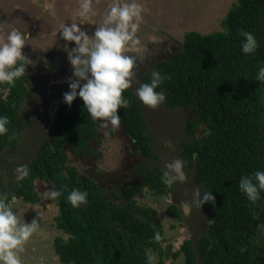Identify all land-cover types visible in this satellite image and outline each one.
<instances>
[{
  "label": "trees",
  "instance_id": "16d2710c",
  "mask_svg": "<svg viewBox=\"0 0 264 264\" xmlns=\"http://www.w3.org/2000/svg\"><path fill=\"white\" fill-rule=\"evenodd\" d=\"M220 26L207 33L185 32L180 49L139 75L140 83L150 81L153 69L170 77L156 89L165 93L160 105L194 110L195 120L186 123L189 135L203 126L199 137L182 142L178 149L194 170L201 193L213 194V202L198 205L207 212L206 231L196 241L185 239L177 250L171 243L162 245L164 229L156 210L134 198L142 188L154 195L170 193L172 185L162 182L158 166L140 165L139 181L118 191L102 187L68 163L63 152L66 142L73 151L95 153L90 145L98 140L100 119L90 117L81 98H75L71 106L62 100L49 133L28 164L29 175L10 182V189L0 177V198L8 203L15 198L29 204L39 201L35 180L61 190L54 200L57 212L53 216L61 234L52 240L61 263L148 264L150 250L155 264H165L181 253L185 264H264V191L251 202L238 187L241 176L264 170V82L256 79L264 65V0H235ZM242 29L255 35L259 43L255 53L241 51ZM21 78H26V72ZM21 78L12 85L0 83V115L9 118L8 132L0 136V156L4 147L17 144L22 131L19 108L26 87ZM122 96L129 106L117 109L119 126L139 154L153 157L141 104L130 89ZM73 188L87 191V204L74 208L67 202ZM165 215L177 220L181 216L175 203L166 207Z\"/></svg>",
  "mask_w": 264,
  "mask_h": 264
},
{
  "label": "rangeland",
  "instance_id": "374dc122",
  "mask_svg": "<svg viewBox=\"0 0 264 264\" xmlns=\"http://www.w3.org/2000/svg\"><path fill=\"white\" fill-rule=\"evenodd\" d=\"M97 1L99 2L100 9L95 16H91H94V19L82 18L78 12L74 15L76 19L72 22L80 23L81 26L83 25V19L89 20L87 22H90V25L85 28V31L89 34L102 23L110 2V0ZM139 1L138 3L142 5L141 22L147 23L148 26H139L135 34L139 40V44L135 48L126 49V54H132L135 58L132 70L133 82L129 88L135 97V89L140 85L139 74L142 71L152 69L160 58H168L173 51L178 50L183 41V35L188 29L195 28L201 33L219 30L221 28L220 22L225 15L226 9L233 2V0H230L225 9L221 8L219 10L215 0H174V4L171 0ZM98 2L95 4L96 10H98ZM221 5L223 6V3ZM162 6L163 9L160 11ZM171 9L177 12H174V15L180 16L181 25L179 24L180 28L176 31L170 28L172 26L175 30L177 25V23H169L171 15L169 10ZM57 23L52 22L59 29L60 24ZM20 31L25 32L23 30ZM50 32L53 35L56 34V37H60L59 31H55V28L52 27ZM3 34L7 35L8 33L5 31ZM3 34H0V36ZM45 39V37L42 38V40ZM37 41L38 39L34 40L30 38L23 47V53L30 59V65L33 66L26 65V71H28L30 77H37L30 80V91L28 88V95L20 110L25 124L23 125L17 144L13 147H4L0 156V177H3L7 189H10L9 183L16 180L17 166H28L39 145L49 133L56 108L63 100V93L69 90L68 78L72 77L73 66L68 60L67 52L64 50L66 41L63 40L62 42V38L56 39L55 43L58 47H54L51 50H49L50 47L42 50L41 45ZM67 45H69L68 42ZM68 47L69 49L71 48L70 46ZM65 57H67L68 61L67 72L64 69L60 70L61 66L66 64ZM45 65L48 68L49 66L51 67L50 73L47 71V68H44ZM136 98L141 104L143 116L147 121L153 157L147 158L141 154H136L137 149L134 148L132 139L125 134L120 126L114 127L110 122H102L101 120L98 128V140L92 142L90 145V149L95 151L94 154L89 155L85 151L83 153L82 151H73L68 142L63 146L67 162L74 164L80 172L92 177L99 185L106 189L122 191L127 185L137 183L142 177V174H138L139 172H137L141 164L149 168L158 166L164 171L167 162L172 161L173 158H178V146L182 142L193 140L202 134V125H199L194 136L186 133V123L188 120H195L192 108L173 109L161 105H158L156 108H150L142 104L138 97ZM185 169L189 171V168L184 164V171ZM193 177L195 179L194 172ZM195 182L189 173L185 181H179L178 184L174 182L175 185H178L176 188L172 184V190L169 195H154L149 191H145V189L135 194L139 204H149L156 210L158 218L161 223L163 222L165 229V241L162 242V245L171 243L173 250L179 249L183 238L191 237L193 241H196L206 231L204 224L197 222L199 221L198 218L192 224L194 229L192 228L189 231L187 227L183 226L179 233H177V227H169V223L164 219V206L169 204V202L177 204L181 202V208L194 221L191 205L193 203L192 191L198 188ZM34 185L35 190L40 196L39 201L29 204L23 202L20 198H15L10 202L15 208L14 211L18 210V214L23 215L26 222L36 219L38 223L37 231L25 242L23 251L20 253L22 264H63L58 259H55L56 257L54 258L53 251L51 250L53 237L61 234V231L53 223V216L57 212V205L48 196L51 189L47 182L35 180ZM182 191L184 192L182 193ZM177 193L180 195L179 198ZM194 210H196V214L201 216L200 221L203 220L205 222L207 212L203 207H199L196 204ZM39 243L42 245H38ZM181 256L184 258V254L181 253L178 256L176 264H180L179 262L184 264V259L182 260ZM173 263L170 260L167 262V264Z\"/></svg>",
  "mask_w": 264,
  "mask_h": 264
},
{
  "label": "clouds",
  "instance_id": "9594fccd",
  "mask_svg": "<svg viewBox=\"0 0 264 264\" xmlns=\"http://www.w3.org/2000/svg\"><path fill=\"white\" fill-rule=\"evenodd\" d=\"M79 9V16L85 19L95 14L92 0H79ZM141 19L142 5L138 0H110L102 23L91 34L83 30L80 23H63L59 26L60 37L66 42H74L70 49L67 43L64 45L73 66L72 77L68 78L69 90L63 93L64 103L71 106L73 100L79 97L93 120L100 119L114 127L119 126L121 117L117 109L129 106V100L122 96V92L129 89L133 82L134 59L126 54V49L139 44L135 34ZM240 35L244 38L241 40V51L245 54L255 53L259 47L255 35L243 29ZM29 37V32H22L14 26L6 37H0V83L12 85L24 75L30 59L23 53V47ZM166 78L170 77L153 69L150 81L140 83L135 89L136 97L150 108L163 104L165 93L156 89ZM256 79L264 82V65L258 68ZM8 123V116L0 115V136L8 132ZM184 163L179 158L167 162L162 182L171 186L174 182L185 181ZM28 175L27 165L17 166V181H22ZM238 187L249 201L256 202L264 191V170L258 169L241 176ZM61 194L60 189L53 188L48 196L55 200ZM87 196V191L73 188L67 195V202L79 208L87 204ZM192 200L201 206L205 202H213L214 197L211 191L201 193L197 188L192 191ZM14 209L12 204L0 198V264H22L20 253L24 244L38 229L36 219L26 222L23 215ZM155 238L158 240L159 234ZM146 259L148 264H155L156 256L149 250Z\"/></svg>",
  "mask_w": 264,
  "mask_h": 264
},
{
  "label": "crops",
  "instance_id": "0c3cea01",
  "mask_svg": "<svg viewBox=\"0 0 264 264\" xmlns=\"http://www.w3.org/2000/svg\"><path fill=\"white\" fill-rule=\"evenodd\" d=\"M171 1L173 2V4L175 3L174 0H171ZM97 2H98L97 0H92V8L94 9L95 14H97L100 9L99 2L97 6L98 10L95 9V4ZM139 2L141 3V1ZM162 9H163V6L160 8V11ZM79 10H80L79 0H0V12L4 11L6 13L5 19L8 22L13 23L14 27L18 28L19 30L26 31L30 27L34 25L36 26V31H37L36 35H39L37 37L38 39L37 42L39 45H41L42 50H45V48H47L48 46L52 47L55 42V41L53 42L52 40L48 38V36H46L47 33H50V35L52 34V32H50L52 30V27L55 28V31H58L57 26H55V24H52V22H56V23L58 22L59 24L72 23L75 20L74 15L78 13ZM91 16L92 14L88 16V19ZM94 16L91 18L94 19ZM37 19H38V22L35 23ZM150 19L152 20V18ZM1 22H0V34H3L5 31H7L8 33L11 29V26L9 27L8 24H5L3 22L1 23ZM4 36L6 37L7 35L3 34L0 37H4ZM43 37H45L46 39L42 40ZM164 219L167 220V222L169 223L170 225L169 227L171 226L173 228L177 227L178 229L177 233H179V231L182 230V227H180L179 225L180 223L179 220L177 221V220L171 219L170 217H167L165 215H164ZM162 225H163V222H162ZM163 229H164V226H163ZM164 233H165V229H164ZM38 245H42V244L39 243ZM51 250H52V247H51ZM53 256L54 258L56 257L54 254ZM177 258L176 259L168 258L165 261V264H167L169 260L174 262L173 264H176ZM183 259L184 258L182 257V260ZM179 263L182 264V262H179Z\"/></svg>",
  "mask_w": 264,
  "mask_h": 264
},
{
  "label": "flooded vegetation",
  "instance_id": "af4514ba",
  "mask_svg": "<svg viewBox=\"0 0 264 264\" xmlns=\"http://www.w3.org/2000/svg\"><path fill=\"white\" fill-rule=\"evenodd\" d=\"M6 13L4 12V11H2V12H0V22L2 21L3 23H5V24H8L9 25V27L11 26H13V23H11V22H8L6 19ZM76 19V18H75ZM82 19V18H81ZM88 19V18H87ZM90 19H92L91 17H90ZM87 21H89V20H84L83 19V25H81L80 27L83 29V30H85V28L86 27H89V25H90V22H87ZM1 22V23H2ZM38 22V19L36 20V22L35 23H37ZM62 24V23H61ZM60 24V25H61ZM66 24H70V23H66ZM23 31H25V30H23ZM33 31H34V33H33ZM58 31H59V29H58ZM25 32H29V34H30V37L29 38H31V39H37V37L39 36V35H36L37 34V31H36V26L34 25V26H32V27H30L28 30H26ZM140 34H141V32H140ZM46 36H48V38L50 39V40H52L53 42L55 41L56 42V39L58 40L59 38H62V37H59L58 35V37H56V34H54L53 35V33L50 35V33H47V35ZM143 36V35H142ZM143 37H145V36H143ZM147 37V36H146ZM137 38V37H136ZM63 38H62V42H63ZM54 42V44H53V46L52 47H50L49 48V50H51L52 48H54V47H58V45L56 44ZM60 42V41H59ZM67 43V42H66ZM69 43V45L68 46H70V47H72V46H74V42H68ZM181 45H182V43H181ZM181 45H180V47H179V49L181 48ZM49 47V46H48ZM174 52V51H173ZM172 52V53H173ZM171 53V54H172ZM170 54V55H171ZM129 56H131V57H133V55L132 54H130ZM65 59H66V64H64L63 66H61V69L60 70H62V69H64L65 70V72H67V69H68V66H67V57H65ZM133 59L135 60V58L133 57ZM161 59H164V58H161ZM44 64V63H43ZM26 65H28V63H26ZM30 65V64H29ZM49 66V65H48ZM30 67H33L32 65H30ZM38 67V66H37ZM44 68H47V71H49V73L51 72V70H50V66H49V68L48 67H46V65L44 66ZM25 72H26V78H21V80H23V83H24V86L26 87V90H25V93H24V96H23V100H22V102H21V104H20V108H19V113H20V110H21V107H22V105H23V103H24V101L26 100V96L28 95V93H27V90H28V88H29V91H30V83H31V81L30 80H33L32 78H37V77H35V76H31L30 77V74L28 73V71H26V66H25ZM41 72V71H40ZM48 73V74H49ZM140 75V74H139ZM53 76V75H52ZM50 78V77H49ZM34 80H36V79H34ZM50 80H56V79H50ZM7 95V90L6 91H4V97ZM60 105V104H59ZM58 108V107H57ZM57 108H56V110H57ZM55 113H56V111H55ZM22 118V117H21ZM22 122H23V125L25 124V122H24V120H22ZM22 129H23V127H22ZM133 141V140H132ZM134 143V142H133ZM134 148L136 149V147H135V144H134ZM138 153V151L136 150V154ZM139 154V153H138ZM178 158L179 159H181L182 160V158L180 157V155L178 154ZM183 161V160H182ZM185 164V163H184ZM141 165H144V164H141ZM185 166H187L186 164H185ZM188 167V166H187ZM189 168V171H188V169H185V171H184V166H183V171H184V173H185V176H186V178L189 176V173L191 174V177H192V180L195 182V179H194V177H193V172H194V170L192 169V168H190V167H188ZM186 170H187V172H186ZM163 171V170H162ZM137 172H139V167H138V171ZM139 174V173H138ZM195 175V174H194ZM139 181V180H138ZM137 181V182H138ZM178 182L179 181H177V184H178ZM136 184V183H135ZM195 184H196V182H195ZM178 185H175V183H173V187L174 188H176ZM142 189H145V191H149V192H151L148 188H142ZM141 189V190H142ZM140 190V191H141ZM139 192V191H138ZM179 193H180V191H178ZM184 191H182V193H183ZM152 193V192H151ZM170 193H171V191H170ZM170 193H167V194H163L162 196H165V195H169ZM179 193H177V196H178V198L180 197V195H179ZM134 198L137 200V198L135 197V195H134ZM182 199V198H181ZM167 201V200H166ZM138 202V201H137ZM170 203H175V202H169V204ZM169 204H166L164 207H165V209H166V207L169 205ZM176 205H177V207L179 208V210H180V214H181V216H180V223H179V225H180V227H183V226H185V227H187L188 228V230L190 231V229H194V226L192 225L193 224V222H196L197 220H196V218H198L199 219V221H197L199 224H204V222H203V220L202 221H200V215L199 214H196V210H194V208L196 207V204L195 203H192V218H194V221L193 220H191V216H187L186 215V213H185V210L184 209H182L181 208V202L179 203V204H177V203H175ZM149 205V204H148ZM169 217V216H168ZM171 218V217H170ZM171 219H175V218H171ZM175 220H177V219H175ZM178 221V220H177ZM181 231V230H180ZM179 231V232H180ZM190 235H192V234H190ZM193 236V235H192ZM192 239L191 237H186V238H183V240L181 241V243L185 240V239ZM180 243V244H181Z\"/></svg>",
  "mask_w": 264,
  "mask_h": 264
},
{
  "label": "water",
  "instance_id": "95a60500",
  "mask_svg": "<svg viewBox=\"0 0 264 264\" xmlns=\"http://www.w3.org/2000/svg\"><path fill=\"white\" fill-rule=\"evenodd\" d=\"M216 2H217V4H218V8H219V10L222 8V9H225V7H227L228 6V2L230 1V0H215ZM235 0H233V2H234ZM233 2H231L230 3V5H229V7L226 9V12L228 11V9L230 8V6H231V4L233 3ZM221 3H223V6L221 5ZM173 8V7H172ZM174 12H175V10H173V9H171L170 10V13H171V18H169V20H170V24H173V23H177V25H176V28H175V30L173 29V27L172 26H170V28L173 30V31H176V30H178V28H180V26H179V24L181 25V23H180V16H178L177 17V15H174ZM226 12H225V14H226ZM176 13V12H175ZM168 16V15H167ZM225 16V15H224ZM178 18H179V20H178ZM224 18V17H223ZM167 19V18H166ZM142 25H144V26H148V24L147 23H142V22H140V27L142 26ZM183 25V24H182ZM168 30V29H167ZM171 30V31H172ZM190 30H195V31H198V32H200L199 30H197V29H195V28H190V29H188L187 31H190ZM186 31V32H187ZM177 32H179V31H177ZM211 32V31H210Z\"/></svg>",
  "mask_w": 264,
  "mask_h": 264
},
{
  "label": "bare ground",
  "instance_id": "6f19581e",
  "mask_svg": "<svg viewBox=\"0 0 264 264\" xmlns=\"http://www.w3.org/2000/svg\"><path fill=\"white\" fill-rule=\"evenodd\" d=\"M90 19V18H89ZM183 46V45H182ZM161 59V58H160ZM160 62V61H159ZM156 66V65H155ZM154 67V66H153ZM150 71V70H149ZM61 105V104H60ZM58 109V108H57Z\"/></svg>",
  "mask_w": 264,
  "mask_h": 264
}]
</instances>
